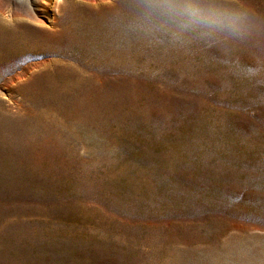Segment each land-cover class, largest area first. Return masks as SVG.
<instances>
[{
	"label": "rangeland",
	"instance_id": "rangeland-1",
	"mask_svg": "<svg viewBox=\"0 0 264 264\" xmlns=\"http://www.w3.org/2000/svg\"><path fill=\"white\" fill-rule=\"evenodd\" d=\"M0 264H264V0H0Z\"/></svg>",
	"mask_w": 264,
	"mask_h": 264
}]
</instances>
